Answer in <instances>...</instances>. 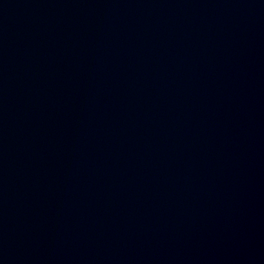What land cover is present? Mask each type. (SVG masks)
<instances>
[{
    "label": "water",
    "instance_id": "95a60500",
    "mask_svg": "<svg viewBox=\"0 0 264 264\" xmlns=\"http://www.w3.org/2000/svg\"><path fill=\"white\" fill-rule=\"evenodd\" d=\"M0 264H264V0H0Z\"/></svg>",
    "mask_w": 264,
    "mask_h": 264
}]
</instances>
